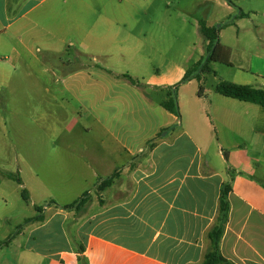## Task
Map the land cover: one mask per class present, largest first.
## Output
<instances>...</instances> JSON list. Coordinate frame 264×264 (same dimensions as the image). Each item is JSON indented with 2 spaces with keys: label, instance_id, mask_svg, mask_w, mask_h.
Returning <instances> with one entry per match:
<instances>
[{
  "label": "crops",
  "instance_id": "0c3cea01",
  "mask_svg": "<svg viewBox=\"0 0 264 264\" xmlns=\"http://www.w3.org/2000/svg\"><path fill=\"white\" fill-rule=\"evenodd\" d=\"M102 5L107 12L86 0H0V63L24 61L39 40L55 56L63 9L70 15L109 14L117 24L120 0ZM66 73L68 87L78 77L87 102L96 105L84 107V129L95 151L79 173L80 196H89L78 216L80 206L62 209L50 199L43 220L26 223L28 231H18L24 240L9 243L5 264H81L80 257L85 264H200L224 183L229 210L219 250L235 264H264V107L216 92L215 102L209 99L213 115L191 107L182 122L160 105L165 98L151 107L147 96L144 108L134 107L123 91L108 90L112 82L104 75L88 69ZM254 76L260 82L253 87L264 88V74ZM142 112L159 115L158 122H147ZM211 119L215 147L207 133ZM53 221L55 233L38 240L36 232Z\"/></svg>",
  "mask_w": 264,
  "mask_h": 264
},
{
  "label": "rangeland",
  "instance_id": "374dc122",
  "mask_svg": "<svg viewBox=\"0 0 264 264\" xmlns=\"http://www.w3.org/2000/svg\"><path fill=\"white\" fill-rule=\"evenodd\" d=\"M105 1L86 0L101 13L107 12L102 5ZM233 3L120 0L117 24L111 22L109 14L70 15L71 10L63 9L62 30L54 40L55 56L47 55V44L39 40L31 45L24 61L0 63V264L10 261L8 245L13 238L15 243L24 240L20 234L24 220L36 215L37 207L44 210L50 199L62 206L82 194L84 182L79 173L86 170L85 157L95 151L92 135L84 129V107L96 105L87 102L78 77L68 87L66 71L88 69L104 75L112 82L108 90L123 91L134 107L144 108L147 96L156 102L151 100L150 106L156 107L166 90L176 88L179 121L184 122L191 107L211 116L209 99L215 102L218 81L254 86L260 82L254 74H264V0ZM111 12L108 9L113 17ZM200 20L219 28V43L229 49V65L208 62L196 72L206 47L199 31ZM75 22L77 27L69 26ZM188 69L200 78L182 82ZM46 86L51 91H45ZM142 115L144 118L145 112ZM73 117L76 123L68 127ZM158 117L149 115L145 120L158 122ZM211 121L207 133L215 147L217 129ZM84 205H79L75 216ZM55 230L53 221L36 232L37 239Z\"/></svg>",
  "mask_w": 264,
  "mask_h": 264
},
{
  "label": "trees",
  "instance_id": "16d2710c",
  "mask_svg": "<svg viewBox=\"0 0 264 264\" xmlns=\"http://www.w3.org/2000/svg\"><path fill=\"white\" fill-rule=\"evenodd\" d=\"M225 1L229 4L234 5L233 0ZM199 31L206 40V47L204 59H200L196 63V72L199 70V68L201 69L202 67L207 66L208 62H221L229 65V49L219 43V28L215 25L209 26L205 23V21L200 20ZM191 71V69L185 71L182 82H186L192 77H195L196 79L200 78L198 73L192 74ZM124 76L133 81V79L128 75ZM200 91L201 87H199L198 93H200ZM215 91L227 97L252 102L260 105L261 107H264V88H255L249 84H239L235 82L220 80L215 86ZM160 105L167 111L173 113L175 116H179L176 88H171L166 91V97L163 101H161ZM105 180H108V178H106ZM228 192L229 185L227 183H224L220 190L218 215L216 216L214 225L208 232V238L210 241L209 248L205 252L200 264H235L233 261L223 256L219 250V241L224 230V224L227 220L229 210V203L227 199ZM23 196L25 199L28 198L25 189H23ZM86 196L87 193H84L76 200L62 206L61 208L71 209L76 208L81 204L83 205L86 201L84 200ZM37 209L38 213L32 217H28L27 219H25L24 223L43 220L42 210L38 207ZM79 260H81V264H85V260H83V258L80 257Z\"/></svg>",
  "mask_w": 264,
  "mask_h": 264
}]
</instances>
